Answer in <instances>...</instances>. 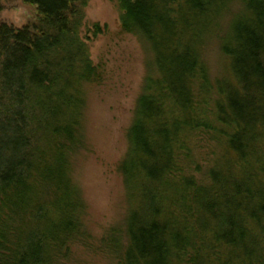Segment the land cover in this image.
Listing matches in <instances>:
<instances>
[{"label": "trees", "instance_id": "trees-1", "mask_svg": "<svg viewBox=\"0 0 264 264\" xmlns=\"http://www.w3.org/2000/svg\"><path fill=\"white\" fill-rule=\"evenodd\" d=\"M23 2L35 22L0 24V264H61L90 242L70 170L85 86L102 76L78 35L85 0ZM118 2L122 31L154 60L119 166L125 230L105 238L109 253L119 264H264V0ZM215 42L228 72L212 79Z\"/></svg>", "mask_w": 264, "mask_h": 264}, {"label": "rangeland", "instance_id": "rangeland-1", "mask_svg": "<svg viewBox=\"0 0 264 264\" xmlns=\"http://www.w3.org/2000/svg\"><path fill=\"white\" fill-rule=\"evenodd\" d=\"M85 2L78 35L91 62L99 68L102 81L85 86L83 148L74 156L70 174L86 206L83 222L90 242L72 246L69 259L61 264H119L109 253L105 238L113 231L125 230L129 206L119 166L128 152L127 133L143 92L146 66L151 67L154 59L148 46L144 48L136 37L122 31L118 0ZM1 8L0 24L16 30L38 18L37 8L23 0H1ZM204 58L212 79L227 74V59L216 42ZM214 151V143H206L199 150L203 170ZM196 176L201 179L199 173Z\"/></svg>", "mask_w": 264, "mask_h": 264}]
</instances>
